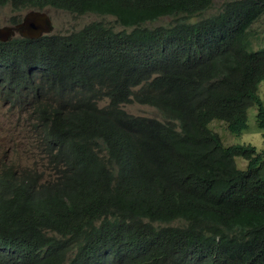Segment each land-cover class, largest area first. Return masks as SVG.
<instances>
[{"label":"trees","instance_id":"obj_1","mask_svg":"<svg viewBox=\"0 0 264 264\" xmlns=\"http://www.w3.org/2000/svg\"><path fill=\"white\" fill-rule=\"evenodd\" d=\"M213 2L84 4L88 11L117 15L126 26L171 14L175 6L200 18L159 28L157 44L147 30L116 35L99 24L84 51L85 69L73 49L75 36H63L53 75L90 89L105 87L116 108L95 107L85 125L91 130L83 128L78 142L63 141L53 155L55 164L66 167L64 191H53L42 209L22 220L0 204V221L9 231L21 229L48 250L59 243L49 231L63 235L66 244L76 242L69 264H264V148L225 146L210 127L213 120L224 121L231 134L240 135L249 127V109L257 107L264 138V47L253 48L249 31L264 13V0H233L204 17ZM119 41L148 47L139 46L128 68L110 67L122 55ZM133 101L178 118L181 131L156 119L134 120L119 109ZM104 124L110 127L102 133L98 125ZM124 125L136 140L133 148L121 141ZM239 159L247 165L241 167ZM66 251L48 264H64Z\"/></svg>","mask_w":264,"mask_h":264},{"label":"clouds","instance_id":"obj_2","mask_svg":"<svg viewBox=\"0 0 264 264\" xmlns=\"http://www.w3.org/2000/svg\"><path fill=\"white\" fill-rule=\"evenodd\" d=\"M97 1L100 0H78L55 5L52 0H23L20 4L19 1L0 0V7L11 5L15 12L31 9L22 17L14 16L11 27L0 29V108L2 104L9 103L11 109V113L0 114V190H6L5 193H0V204L16 220H22L27 212L35 211V208L42 209L45 198L53 191L65 190L66 167L52 161L61 143L78 142L83 128H87L85 125L91 120L95 107L116 108L113 99L106 95L110 92L105 87L96 86L90 89L87 85L77 83L73 78L53 75L59 65L52 64L54 54L60 52L63 36H75L72 41L73 49L75 53L80 54L84 65L81 69H85L84 51L90 46L99 24L112 27L116 35H130L137 29L147 30L152 43L157 44L162 39L159 28L171 22L175 25L193 24L200 18L175 6L171 14L126 26L117 15L113 16L110 12L88 11L84 6L85 3ZM216 1L221 2L219 11L207 15ZM232 1L214 0L203 16L218 14L226 3ZM48 8L67 11L73 15L94 14L99 18L77 27L62 25L64 32H59L54 31V22L44 14ZM263 16L264 13L258 21ZM91 26L96 27L86 30ZM252 26L249 30L250 41L255 48L252 42ZM76 34H80L78 39ZM120 46L122 55L108 62L110 67L128 68V63L138 57L139 46L148 47L146 44L128 45L122 42ZM132 103L138 102L121 103L119 109L126 115L133 116L134 120L144 117L134 116L124 109V105ZM141 105L156 108L165 120L144 118L167 122L177 131H181L178 118L169 114L166 116L155 106ZM111 119L112 117L109 118ZM215 121L224 123L220 120H213L211 123ZM109 127V124H104L103 127L98 125L102 133L109 131ZM123 129L125 139L121 141L128 143L127 148L135 147L136 140L132 137L134 135L131 134L129 126L124 125ZM219 135L222 139L221 134ZM111 136L113 139L114 135ZM99 142L103 143V140L99 139ZM222 142L225 146H231L226 145L223 139ZM134 150L136 151V148ZM0 231V264H48L49 261L60 258L61 252L65 249L67 260L64 264H69V260L78 252L76 242L66 244L65 237L55 231L48 233L51 237L59 236L58 246L51 250H48L47 245L31 242L28 237L22 235L21 229H18L17 233H12L1 221Z\"/></svg>","mask_w":264,"mask_h":264},{"label":"rangeland","instance_id":"obj_3","mask_svg":"<svg viewBox=\"0 0 264 264\" xmlns=\"http://www.w3.org/2000/svg\"><path fill=\"white\" fill-rule=\"evenodd\" d=\"M220 1H216V4L206 13L207 15L216 13L220 9ZM31 9H25L20 12H15L11 5H6L4 7H0V29L7 28L8 26L13 25V18L16 15L24 16ZM45 16L48 19H51L54 22V31L64 32L63 26L66 27H77L84 23H89L99 17L94 14H85V15H73L67 11L56 10L53 8H48L45 10ZM168 20V19H167ZM113 23V22H112ZM252 42L255 48L264 46V16L257 21L252 26ZM264 84V81L261 85ZM259 92L262 95L264 100V86L259 89ZM0 108V114L3 115L5 113H11L10 104H2ZM126 111L133 114L134 116H144L148 118H158L164 119V117L159 113V111L151 106L141 105L138 103L127 104L123 106ZM256 107H252L249 109V127L245 133H242L240 136H236L231 134L227 128L226 124L223 122L215 121L211 123L212 129L221 134L222 139L226 145L233 144H253L258 149L264 148V138L262 136V132L259 130L256 123ZM19 154H21L19 152ZM28 162V161H27ZM239 164L241 167H245L247 162L243 159H239Z\"/></svg>","mask_w":264,"mask_h":264}]
</instances>
